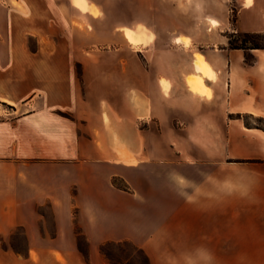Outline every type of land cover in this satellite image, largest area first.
Here are the masks:
<instances>
[{
	"label": "crops",
	"instance_id": "obj_1",
	"mask_svg": "<svg viewBox=\"0 0 264 264\" xmlns=\"http://www.w3.org/2000/svg\"><path fill=\"white\" fill-rule=\"evenodd\" d=\"M240 4L238 28L264 32V0ZM149 9L132 58H90L61 36L29 55L1 32L0 264H109L100 245L122 241L151 264L264 254V129L240 117L264 118V49H232L178 6L164 28ZM18 228L22 253L1 243Z\"/></svg>",
	"mask_w": 264,
	"mask_h": 264
},
{
	"label": "rangeland",
	"instance_id": "obj_2",
	"mask_svg": "<svg viewBox=\"0 0 264 264\" xmlns=\"http://www.w3.org/2000/svg\"><path fill=\"white\" fill-rule=\"evenodd\" d=\"M161 6L164 5L159 0L149 3L146 0H0V38L3 37L2 31L15 33L14 38L23 39L22 45L29 55L35 51L37 36L49 43H55L61 36L68 42H88L89 49L84 54L90 58H132V42L152 38L151 30L146 28V21L150 22V17L146 19L149 8L153 9V22L169 28L178 22L173 13L177 6L184 11L187 26L194 25L196 31L206 34H213L218 29L228 39V45V36L240 30V0H170L166 8L168 17L155 13ZM215 11H218L221 19H228L226 25L221 22L216 24L209 18ZM249 120L254 125L264 127L263 119ZM43 212L49 216V207L44 206ZM46 226L50 228L51 220L47 219ZM1 243L5 248L15 247L21 252L26 251L21 229H16L10 239ZM79 245L88 248L83 239ZM112 249L115 253L113 259L102 253L109 264H145L144 255L133 247L123 245L120 249ZM180 258H183V262L178 260L174 264H264V254L217 255L211 256L210 262L206 256ZM44 263L48 264L49 261L45 259Z\"/></svg>",
	"mask_w": 264,
	"mask_h": 264
},
{
	"label": "trees",
	"instance_id": "obj_3",
	"mask_svg": "<svg viewBox=\"0 0 264 264\" xmlns=\"http://www.w3.org/2000/svg\"><path fill=\"white\" fill-rule=\"evenodd\" d=\"M228 38H229V47L232 49H242V50H245L246 52H249V51L254 50V49H264V32H247V31L238 30L237 32H232L228 36ZM246 60L249 62H252L253 56L250 53H248L246 56ZM240 117H244L245 124L248 127H258V128L264 129L263 126L254 125L249 120V118H256V119L259 118V119H263V120H264V118L254 117L252 115H243V116L240 115ZM18 229H20V228H18ZM82 239L83 238L80 237L79 242ZM79 242H78L79 250L84 254L85 257L88 256V248H86V249L82 248L79 245ZM123 245L128 246L130 248L133 247L137 251H140L144 255L145 264H151L150 259H149L148 255L145 253V251L142 248L138 247L137 245H135L134 243H131L129 241L102 243L100 245V251L103 254H105L106 256H108L109 258L113 259V256H114L113 254H115V253L113 252L112 248L116 247V248L120 249ZM12 248L14 249V251L16 253H22L17 248H15V247H12Z\"/></svg>",
	"mask_w": 264,
	"mask_h": 264
},
{
	"label": "bare ground",
	"instance_id": "obj_4",
	"mask_svg": "<svg viewBox=\"0 0 264 264\" xmlns=\"http://www.w3.org/2000/svg\"><path fill=\"white\" fill-rule=\"evenodd\" d=\"M197 66L200 69L205 70V71L207 69L206 64L204 63V61H203V59H202V57L200 55L197 58ZM193 82L198 87L202 84L201 81L199 79H196V78L193 79Z\"/></svg>",
	"mask_w": 264,
	"mask_h": 264
},
{
	"label": "clouds",
	"instance_id": "obj_5",
	"mask_svg": "<svg viewBox=\"0 0 264 264\" xmlns=\"http://www.w3.org/2000/svg\"><path fill=\"white\" fill-rule=\"evenodd\" d=\"M248 2H250V0H248ZM246 6H247V4H246ZM205 255H206L207 260L210 262L211 261V255L207 254V253Z\"/></svg>",
	"mask_w": 264,
	"mask_h": 264
}]
</instances>
